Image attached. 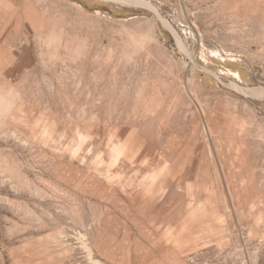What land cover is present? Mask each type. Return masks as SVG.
<instances>
[{"label":"rangeland","instance_id":"374dc122","mask_svg":"<svg viewBox=\"0 0 264 264\" xmlns=\"http://www.w3.org/2000/svg\"><path fill=\"white\" fill-rule=\"evenodd\" d=\"M0 264H264V0H0Z\"/></svg>","mask_w":264,"mask_h":264},{"label":"bare ground","instance_id":"6f19581e","mask_svg":"<svg viewBox=\"0 0 264 264\" xmlns=\"http://www.w3.org/2000/svg\"><path fill=\"white\" fill-rule=\"evenodd\" d=\"M107 1V0H106ZM108 1H112L114 3H124L126 2L127 0H108ZM111 3V2H110Z\"/></svg>","mask_w":264,"mask_h":264}]
</instances>
